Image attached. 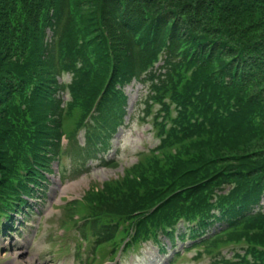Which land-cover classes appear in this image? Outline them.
<instances>
[{
  "label": "trees",
  "instance_id": "16d2710c",
  "mask_svg": "<svg viewBox=\"0 0 264 264\" xmlns=\"http://www.w3.org/2000/svg\"><path fill=\"white\" fill-rule=\"evenodd\" d=\"M133 82L158 145L68 218L99 241L123 225L127 247L191 239L231 247L216 264H264V0H0V217L63 152L101 158Z\"/></svg>",
  "mask_w": 264,
  "mask_h": 264
},
{
  "label": "rangeland",
  "instance_id": "374dc122",
  "mask_svg": "<svg viewBox=\"0 0 264 264\" xmlns=\"http://www.w3.org/2000/svg\"><path fill=\"white\" fill-rule=\"evenodd\" d=\"M70 79V75H66L62 82L68 83ZM125 92L128 96L127 121L114 136L110 148L101 151L98 156L101 158L81 165L72 155L63 152L60 163L53 164L49 183H45L42 190H36L34 198L10 218L0 217V264H216L218 253L228 258L232 256L231 247L222 249V245L215 244L185 250L191 239L185 245L179 242L175 249L167 240H163L160 247L153 241L127 247L123 225H118L111 240L99 241L90 230H80L77 222L68 218L69 203L82 200L106 182L121 179L143 152L158 145L151 116H145V106L141 102L148 93V86L133 82ZM64 99L68 101L69 97L66 95ZM74 129L75 118L66 122V134ZM83 134L76 135L81 143L84 142ZM64 147H69L66 139ZM262 208L264 210V206ZM76 210L82 211V216L87 215L82 204ZM70 216L79 218L75 212H69ZM179 229H183V224ZM214 230L215 227L209 233ZM87 238L89 241L84 240Z\"/></svg>",
  "mask_w": 264,
  "mask_h": 264
}]
</instances>
